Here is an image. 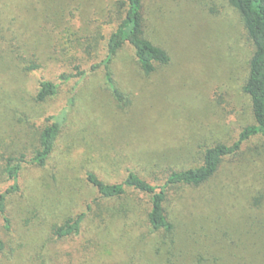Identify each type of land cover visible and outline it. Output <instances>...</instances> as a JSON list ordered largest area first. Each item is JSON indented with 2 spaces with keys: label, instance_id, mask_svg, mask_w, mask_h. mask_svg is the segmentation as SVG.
Returning <instances> with one entry per match:
<instances>
[{
  "label": "rangeland",
  "instance_id": "374dc122",
  "mask_svg": "<svg viewBox=\"0 0 264 264\" xmlns=\"http://www.w3.org/2000/svg\"><path fill=\"white\" fill-rule=\"evenodd\" d=\"M145 36L170 54L142 71L130 44L114 56L118 101L103 67L119 0H0V192L10 157H30L46 118L66 121L45 167L25 165L0 215V264H264V138L247 140L204 185L169 189L172 231L153 230L149 195L102 198L88 172L110 183L129 169L163 183L196 167L206 148L232 144L255 123L243 91L253 48L228 0H144ZM58 93L36 99L41 81ZM88 210L79 234L54 227ZM9 218V223L5 218Z\"/></svg>",
  "mask_w": 264,
  "mask_h": 264
},
{
  "label": "trees",
  "instance_id": "16d2710c",
  "mask_svg": "<svg viewBox=\"0 0 264 264\" xmlns=\"http://www.w3.org/2000/svg\"><path fill=\"white\" fill-rule=\"evenodd\" d=\"M228 2L239 12L244 30L253 48L243 91L250 98L255 123L243 128L238 139L232 144L218 143L206 148L202 164L186 169L170 170L163 183L155 184L132 169H129L123 181L116 183L107 182L92 171L87 174L88 181L98 190L102 198H121L129 188L149 195L148 221L153 230L172 231L174 228L166 210L170 188L204 185L217 173L225 158L240 154L247 140L256 135L264 138V0H228ZM119 4L123 18L108 37L105 57L99 63L93 64L90 70H79L77 74L64 73L60 79L69 81L74 76L84 78L89 72L103 67L107 86L118 101L126 103L128 97L117 86L111 68L112 60L118 51L126 44H130L142 71L146 74L154 72L157 65L168 64L171 57L164 47L153 43L145 36L144 0H119ZM60 85L61 82L49 79L41 81L36 99L45 101L54 97ZM46 121L45 126L38 133V145L34 153L30 157L25 154L10 157L4 166L3 172L10 184L0 192V215H5L10 196L20 191V175L24 166L27 164L45 167L48 164L66 121V113L62 111L49 115ZM91 208L92 205L89 204L87 210L69 218L62 225L55 226L54 234L61 238L79 234L88 210ZM5 221L9 223V218L6 217ZM4 249L5 242L0 238V252Z\"/></svg>",
  "mask_w": 264,
  "mask_h": 264
}]
</instances>
